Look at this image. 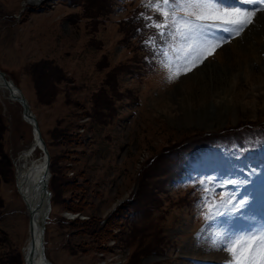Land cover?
I'll use <instances>...</instances> for the list:
<instances>
[{
	"label": "rangeland",
	"instance_id": "1",
	"mask_svg": "<svg viewBox=\"0 0 264 264\" xmlns=\"http://www.w3.org/2000/svg\"><path fill=\"white\" fill-rule=\"evenodd\" d=\"M31 1L0 0V68L28 97L52 154L57 207L47 234L52 260L103 264L100 253L110 251L108 264L210 263L204 260L264 264V243L259 236L239 241L231 254L220 250L225 236L264 230V221L255 213V200L248 196L249 190H261L264 198V156L248 153L252 162L242 169L237 168L240 157L233 159L238 164L231 165V170L226 165L211 166L223 154L221 149H216V155L202 156L182 146L194 138L218 137L252 123L264 124V40L257 44L262 39L254 38L261 34L258 28L252 31L255 25L248 23L252 17L239 18L249 24L250 31L238 44L234 37L223 46L204 48L198 58L187 61L184 58L196 45L180 39L187 27L181 21L167 60L157 56L155 61L151 58L152 63H144L150 52L145 43L149 38L130 40L120 22L137 5L160 10L159 5L153 7L155 2L111 0V7L110 0ZM212 8L206 6L197 14L204 21H222L219 9ZM214 13L218 18L211 16ZM186 14L177 11V19ZM154 40L158 51L159 38ZM243 48L251 51L240 59L236 50ZM85 114L89 121H83ZM82 127L87 134L81 132ZM76 132L84 144L77 138L71 141L70 134ZM246 142H264V129L254 138L246 136ZM31 143V127L23 121L20 105L0 88V264L23 263V252L26 261L30 256L25 252L31 242L30 219L16 189L13 161ZM4 152L12 166L2 158ZM181 156L183 176L165 183L161 173L168 169L167 163ZM162 157L161 169H156ZM252 169L255 175H249ZM212 177L217 184L208 187L223 195L213 197L202 212L205 192L197 181ZM232 177L250 183L219 187V182ZM230 192L237 193V199L250 200L242 210L246 218L237 213L210 221L207 216ZM135 197H141L140 215L126 223L115 241L91 242L90 235L80 234L62 215V200L77 199L81 210L85 209L83 214L101 225L124 200Z\"/></svg>",
	"mask_w": 264,
	"mask_h": 264
},
{
	"label": "snow or ice",
	"instance_id": "2",
	"mask_svg": "<svg viewBox=\"0 0 264 264\" xmlns=\"http://www.w3.org/2000/svg\"><path fill=\"white\" fill-rule=\"evenodd\" d=\"M243 4L248 5H264V0H240ZM155 5L160 6V11L158 13L160 19L154 20L152 17H144L146 19L145 28H155L156 35L159 38V49L156 50L153 47V56L152 59L155 61L157 56L165 58L167 60L169 49L173 46L172 41L176 36L178 31L176 25L183 21L186 24V31L180 37L185 44L195 43V47L191 49V54L185 57V61L191 59L192 56L199 57L201 51L210 46V45H220L223 46L226 43H229L235 35L243 31L248 24L243 22L236 21H225L224 23L230 25L228 27H223L219 21H204L201 16L197 13L206 6H212L214 8L220 9L223 12H245L246 9L239 7H229L224 4L223 0H155ZM167 8V11L164 9ZM188 9H191L189 11ZM259 9H254L253 12L258 11ZM177 11L186 12V15H180L177 19ZM252 14V13H250ZM249 24L251 21L248 22ZM161 28L164 30L162 31ZM235 29V32L233 31ZM221 33H227V36H222ZM146 45L149 42H145ZM151 44L156 45V40H152ZM174 59H179V53H176ZM166 66V64H165ZM186 74V73H185ZM169 81H171V76H168ZM256 169H252L249 175H255ZM250 183V180H236L230 179L226 181L219 182V187L223 188L225 186H241L247 185ZM197 184L201 186L202 191L205 192V195L202 197L204 206L202 212L207 211V205L212 202L213 197L221 196L222 193L213 192L212 188H209L208 185L216 186L217 181L215 177H212L208 180L197 181ZM210 193V195H209ZM250 204V200L247 197H241L237 199V193L230 192L228 193V199L222 201V203L216 206V210L210 214V221H215L220 217L224 216H233L237 213H240V218H246L243 209H246ZM208 222V221H206ZM259 236V239L264 243V230H260L259 233H248V234H237L232 238L225 236L222 242L220 250L228 251L231 254V249L241 240H255ZM216 241L213 240V244ZM227 264H231V261H228Z\"/></svg>",
	"mask_w": 264,
	"mask_h": 264
},
{
	"label": "trees",
	"instance_id": "3",
	"mask_svg": "<svg viewBox=\"0 0 264 264\" xmlns=\"http://www.w3.org/2000/svg\"><path fill=\"white\" fill-rule=\"evenodd\" d=\"M81 0H64L65 3L69 4V3H73V4H79ZM111 0L108 3V6H110L111 4ZM105 3V2H104ZM134 13H129L127 15V21H123L122 26H123V30L124 32H127V37L131 38L132 37H137V35L139 36V38L145 39L148 36V32L146 29H144L145 27L143 26V19H139L137 18V14L136 13H141L139 10L137 11H133ZM124 26H126L124 28ZM59 72H62L61 70ZM64 72H62L63 75ZM64 77V75H63ZM105 94V91L104 93ZM107 99H109V96H107ZM105 100V103H109L108 100ZM110 101V100H109ZM251 125H253L250 129L252 130L254 127H257L255 123H252ZM250 129H247L248 131H251ZM242 130V129H241ZM241 130H237V133H240L239 131ZM224 135V136H223ZM221 135L220 137H225V134ZM242 136V135H241ZM70 137H72L71 141H74V138H77V141L79 142V144H84L83 139H81V134H79V132H76L74 134H70ZM216 136H212L211 138H215ZM198 139V140H197ZM194 142H202L203 138H194L193 139ZM189 143L191 144L192 141H189ZM3 155V159L7 158L8 159V164L10 166H12L11 161L9 160V158L7 157V155L2 154ZM169 159V157H167ZM163 160L164 158L162 157L159 160V164L156 167L161 169V166L163 164ZM1 163L0 162V168H1ZM168 164V169H165L161 175H165L164 179H165V183L168 181H171L177 174V170L179 169L173 162H169ZM5 167V166H3ZM152 171H155V167H151ZM0 174H2L0 172ZM148 178V176L146 177ZM2 183V179L0 177V185ZM148 186V185H147ZM147 186L145 187V191L147 190ZM144 191V192H145ZM170 197H172L171 195H169ZM141 197H135L133 198V200L127 201L125 203H123L121 206H119L115 213L103 224H96V220L94 217H91L89 220H78L77 221V228L78 231L81 232L80 234L83 235H90L91 238V242L93 241L94 243H98L101 244L104 241H108L111 239H117L118 236L122 233L123 229H125L126 223H128L130 220L133 222V220H137V217L140 215V210H137V208H139V204L141 203L140 200ZM79 199V198H78ZM66 206H68L67 208L70 210H74L76 212H84L82 211L84 208H80V201L79 200H75V199H68L67 201H65ZM74 205H79V208L73 209L71 208V206ZM85 210V209H84ZM117 229H121L119 232H117ZM116 230V232H115ZM86 243V242H85ZM23 264V263H21Z\"/></svg>",
	"mask_w": 264,
	"mask_h": 264
},
{
	"label": "bare ground",
	"instance_id": "4",
	"mask_svg": "<svg viewBox=\"0 0 264 264\" xmlns=\"http://www.w3.org/2000/svg\"><path fill=\"white\" fill-rule=\"evenodd\" d=\"M38 2H39L38 0L37 1L36 0H32L31 1V3H38ZM212 9H214V8H212ZM219 11L221 12V16L223 17L222 21L220 20V22H223V23L225 21L242 22V21L239 20V18H243L245 20L246 18H248V16H249V18L252 17L251 18L252 20H251L250 24L251 25L252 24L255 25L253 27L251 26L252 27L251 28L252 31L254 32V29L257 30V28H258L259 29L258 31L261 34V35H259V37H258V35H255L254 38H255V40H257V38H261L262 39V40L258 39L257 40V44H259L261 41L263 43V40H264V28H263L262 25H264V10L255 11V12H252V14H250V12H239V13H236V12H223L220 9H219ZM216 13L211 14V16H214L215 19L218 18L216 16ZM217 14H220V13H217ZM210 18L212 19V17H210ZM215 19L213 18V20H215ZM243 23H245V21ZM224 24L227 27L230 26V25H228L226 23H224ZM246 24H248V23H246ZM248 26H249V24H248ZM248 26L243 31L237 33L236 36L238 37V39H237V43L236 44H238V42L241 41V37L244 36V33L246 31H250L249 30L250 28H248ZM258 48H259V46H256V48L254 47V50L258 49ZM250 51H251V49H249V51H246L244 48L243 49H239V50H236V55L238 57H240V59L241 58L243 59L242 56L246 54L245 52L250 53ZM1 89L6 94L9 95V91L8 90H6L4 88H1ZM34 144H35V142L33 141L23 151V153L20 154V157H19L20 161L18 163V167L20 169L19 173H18V182H19V185L21 187V191L24 194H26L25 198H26V201H27L28 205L31 207L30 208V212H31V214L33 216V223H34V225H32L30 223L29 232H30V235H31V242L29 243V245L25 249L26 254L28 255V253H29L30 256L27 258V261L25 259V264H47L45 262V260H43V258H42V249H41V246H40L42 238H43V235L41 234V226H40V221H41L42 215H41V213L38 214L36 211L33 210V208H34L33 196L31 195V191H30V188L37 184V181L40 180V177L42 176V174L45 171V159L43 158V155H41V154H40V156H38L36 158H33L35 153L39 149H36L34 152H32V154L29 153V151L32 149V146H34ZM24 194H23V197H24ZM24 202H25V200H24Z\"/></svg>",
	"mask_w": 264,
	"mask_h": 264
},
{
	"label": "water",
	"instance_id": "5",
	"mask_svg": "<svg viewBox=\"0 0 264 264\" xmlns=\"http://www.w3.org/2000/svg\"><path fill=\"white\" fill-rule=\"evenodd\" d=\"M0 87L7 89L10 92L12 99L20 103L22 110V118L32 127L35 144L34 146H32V149L29 151V153L32 154V152L36 148H39L45 154V171L40 177L39 183L37 184V186L34 187L32 192L34 201H36L35 198H38V201L35 203L33 210L36 211L38 214L39 213L43 214L41 229L43 230L42 232H44V222L46 221L51 211V206H50L51 195L48 189L49 178H50V170H49L50 153L47 148L46 142L43 138L38 120L34 115V113L32 112L30 104L27 98L25 97L23 91L2 70H0ZM28 207L31 208L30 206ZM42 243L43 242H41V245ZM41 249H42V258L44 260L45 258L43 251L44 248L41 246Z\"/></svg>",
	"mask_w": 264,
	"mask_h": 264
}]
</instances>
